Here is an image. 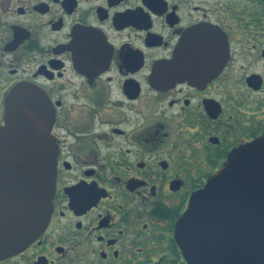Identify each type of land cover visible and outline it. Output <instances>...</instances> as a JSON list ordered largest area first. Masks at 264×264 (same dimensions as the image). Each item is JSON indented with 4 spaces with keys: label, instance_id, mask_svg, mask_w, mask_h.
I'll list each match as a JSON object with an SVG mask.
<instances>
[{
    "label": "flooded vegetation",
    "instance_id": "1",
    "mask_svg": "<svg viewBox=\"0 0 264 264\" xmlns=\"http://www.w3.org/2000/svg\"><path fill=\"white\" fill-rule=\"evenodd\" d=\"M22 84L55 110L56 191L0 264H188L193 193L264 137V0H0V124Z\"/></svg>",
    "mask_w": 264,
    "mask_h": 264
},
{
    "label": "water",
    "instance_id": "2",
    "mask_svg": "<svg viewBox=\"0 0 264 264\" xmlns=\"http://www.w3.org/2000/svg\"><path fill=\"white\" fill-rule=\"evenodd\" d=\"M54 120L53 106L36 86L19 85L6 99L0 259L24 250L50 221L57 178ZM176 238L188 264H264V137L231 153L193 193Z\"/></svg>",
    "mask_w": 264,
    "mask_h": 264
}]
</instances>
